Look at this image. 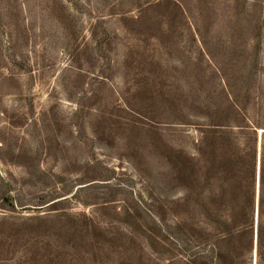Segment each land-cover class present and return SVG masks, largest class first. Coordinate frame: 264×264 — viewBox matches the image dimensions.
<instances>
[{
    "label": "rangeland",
    "instance_id": "obj_1",
    "mask_svg": "<svg viewBox=\"0 0 264 264\" xmlns=\"http://www.w3.org/2000/svg\"><path fill=\"white\" fill-rule=\"evenodd\" d=\"M262 131L264 0H0V264L36 216L46 264H213L215 157Z\"/></svg>",
    "mask_w": 264,
    "mask_h": 264
},
{
    "label": "trees",
    "instance_id": "obj_2",
    "mask_svg": "<svg viewBox=\"0 0 264 264\" xmlns=\"http://www.w3.org/2000/svg\"><path fill=\"white\" fill-rule=\"evenodd\" d=\"M214 139L216 148H222L229 152L228 147L232 148L233 146L232 139L226 135L223 137L216 135ZM257 142L258 138L254 137L253 145L248 151H245L246 155L232 152L228 155L215 157L217 169L213 173V177L222 181V187L221 192L215 196L217 201L213 205V264H245L247 262L253 251L255 218L257 222V264H264V132L261 137L259 157ZM2 200L11 212H15L17 207H23L15 205L10 197L2 198ZM58 204L59 201L54 202L51 206L56 207ZM56 210L51 209L49 212ZM48 217L36 216L22 221L34 226L33 238L27 239L25 234H22V238H20L23 248L20 259L23 260V264L36 261L45 264L47 261L48 263L54 262L51 258L46 257L45 251L47 250L43 251L46 247L35 249V244L38 246L42 239H50V236L44 237L45 228H49ZM56 217L60 220L63 215ZM68 222L71 224L70 229L73 230L69 236L75 239L72 241L74 243H90L94 237L89 233V230L101 231L99 225L87 215L71 216L68 218ZM183 225H185L184 222L176 226L177 228L182 227L181 232L187 243L197 242L198 237L192 232V229L183 231ZM25 231H29L26 225ZM166 231H169L168 228ZM51 242L55 249H59L56 236ZM46 243L51 244L49 241ZM53 257L59 263L58 259L61 255L55 254Z\"/></svg>",
    "mask_w": 264,
    "mask_h": 264
},
{
    "label": "water",
    "instance_id": "obj_3",
    "mask_svg": "<svg viewBox=\"0 0 264 264\" xmlns=\"http://www.w3.org/2000/svg\"><path fill=\"white\" fill-rule=\"evenodd\" d=\"M262 132H264V131H262Z\"/></svg>",
    "mask_w": 264,
    "mask_h": 264
},
{
    "label": "bare ground",
    "instance_id": "obj_4",
    "mask_svg": "<svg viewBox=\"0 0 264 264\" xmlns=\"http://www.w3.org/2000/svg\"><path fill=\"white\" fill-rule=\"evenodd\" d=\"M261 131V130H260Z\"/></svg>",
    "mask_w": 264,
    "mask_h": 264
}]
</instances>
